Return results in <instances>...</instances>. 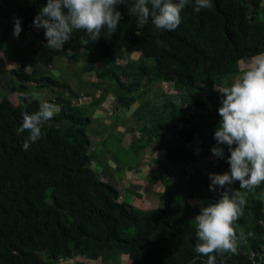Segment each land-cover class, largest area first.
Instances as JSON below:
<instances>
[{"label": "trees", "instance_id": "trees-1", "mask_svg": "<svg viewBox=\"0 0 264 264\" xmlns=\"http://www.w3.org/2000/svg\"><path fill=\"white\" fill-rule=\"evenodd\" d=\"M46 3L0 0V31L3 27L6 30L0 37V50L6 44L7 33L14 30L16 19L21 23V34L35 30L33 21ZM132 3L126 0V5H117L123 17L117 30L105 35L103 29L96 42L85 45L86 32L74 31L63 49L54 51L46 47L44 29L30 42L39 40L48 57L84 58L88 64L84 71L94 73L101 81L95 84V90L102 87V95L112 90L120 109L128 110L137 102V112L151 106L163 109L158 115L148 113L154 129L143 127L138 132V140L145 139L143 146L156 138L163 139L164 144L172 142V147H162L163 159H154L155 167L172 180L161 182L153 177L154 169L148 173L152 184L164 187L157 197L166 198L171 184H185L184 201L197 195L204 206L214 203L222 190L211 191L207 181L196 179L194 167L202 161L186 145L204 132L206 141L216 146L214 133L222 119L218 109L223 97L215 87L230 86L241 72L240 62L264 52L263 0H212L213 8L200 12L194 11L192 0L182 10L181 23L174 31L155 30L151 19L137 29V18L128 13ZM148 7L151 10V4ZM25 45L10 52L17 56ZM134 54L137 60L128 61L126 55ZM146 60L153 64L145 65ZM95 64L100 68H94ZM45 72L41 67L32 68L30 73L24 67L7 71L11 93L21 92L25 83H35L36 89L53 88L60 96L54 95L49 102L60 109L44 123L42 138L25 151L23 143L28 133L17 135V129L22 114L36 112L39 102L28 104L21 96L18 106L7 97L0 101V264H61L72 259L95 264H206L207 257L194 250L198 243L194 218L189 215L188 220L178 219L162 209L137 211L119 203L118 190L91 169L92 143L87 129L102 95L94 96L88 104L74 106L73 101L80 100V96L67 83ZM105 80L117 86L106 85ZM144 81L148 85L162 82L173 87L174 95L187 96L175 97L168 90L160 99L141 101ZM162 97L169 102L163 103ZM190 108L197 112L186 118ZM182 111L185 114L179 118ZM198 119L202 122L194 124ZM166 127L168 130H164ZM179 127L189 131H180ZM113 135L102 145L113 139L121 146V140ZM221 147L223 174L230 171V152L226 145ZM232 187L239 189V182ZM191 188H197L198 194L193 195ZM246 199L244 214L236 222L237 232H252L254 236L239 243L237 255H217L216 264H264V183L248 192Z\"/></svg>", "mask_w": 264, "mask_h": 264}, {"label": "clouds", "instance_id": "clouds-1", "mask_svg": "<svg viewBox=\"0 0 264 264\" xmlns=\"http://www.w3.org/2000/svg\"><path fill=\"white\" fill-rule=\"evenodd\" d=\"M192 0H133L129 15L137 18V29H142L151 19L155 30L174 31L181 23V12ZM151 4V10L148 5ZM117 5L126 0H47L35 17L33 25L43 28L46 47L60 51L74 31L83 30L88 39L83 43L96 42L106 28L105 35H112L123 19ZM212 0H194V11L211 10ZM19 19L14 22L13 35L21 33ZM204 87V83H200ZM223 99L218 109L222 118L215 130L216 146L213 156L224 158L226 145L230 152L227 162L230 171L223 174L209 173V189L221 191L220 198L200 207L195 217L197 240L195 252L206 256V264H216L217 255H237L238 245L246 242L254 233L237 232L236 222L244 214L248 192L264 183V52L251 57L249 66L230 86L216 88ZM28 104L37 98L36 93H21ZM59 111L55 103L41 101L39 109L22 114V124L17 135L27 132L23 149L42 138L44 123ZM239 182V189L232 185ZM246 190V191H243Z\"/></svg>", "mask_w": 264, "mask_h": 264}, {"label": "rangeland", "instance_id": "rangeland-1", "mask_svg": "<svg viewBox=\"0 0 264 264\" xmlns=\"http://www.w3.org/2000/svg\"><path fill=\"white\" fill-rule=\"evenodd\" d=\"M262 7V11L264 12V0ZM42 30L43 28H35L32 32L29 31L25 34L20 33L18 38L13 35V31L7 33L6 44L4 45V48L0 50V101H2L4 97H7L13 106H18L21 93H36L37 98L33 100L39 102V104L41 101L45 100L48 102L53 101L54 95H57L58 97L60 96L59 91H54L55 89L53 88L36 89L34 87L35 83H25L24 86H22L21 92L11 93L9 89L7 71L13 68L22 67H24L27 73H30L32 68L35 67L45 68V75L52 76L61 82L67 83L71 87V90L80 96V100L73 101L72 105L74 106L88 104L91 100H94V96H101L103 88H96L97 92L94 87L95 84H99L101 81L94 75V73L84 71L88 66L84 58L76 57L74 59H69L48 57L46 55L47 53L42 50L41 45L38 42L39 40L30 42L33 35H38V33ZM5 32V27H3L0 31V37L3 38ZM22 44H26L24 51L17 56L13 55L11 52L14 53L18 51ZM126 57L128 61L137 60L136 54L132 56L126 55ZM247 62H240L241 72L232 79V83H234L240 77L242 72L247 69L249 61ZM150 64H153L152 60L145 61V65ZM99 66L100 65L96 64L93 65L94 68H100ZM105 81L106 85L113 84L117 86L114 81ZM161 83L162 82H151V84L148 85V83L144 81L142 87L144 86L143 88H145V91L141 97V101L160 99L159 95L162 90L163 93L170 90V95L175 97L187 96V94L183 93L180 95L176 93L174 95L173 87L169 88L167 85ZM14 84L21 85L22 83L14 82ZM64 93L67 94V92ZM155 93L157 96L153 97ZM84 95L89 96L84 97ZM101 99L102 102L98 107V111L95 110L93 114L92 124L87 129V137L90 143H92L89 151L92 152L89 154L93 157L90 165L91 169L96 172L97 176L102 181L112 184L118 190L119 203H124L137 211H144L145 209L148 211H155L157 209H162L165 210L168 215L178 219L188 220L189 215L195 219L200 212V207L204 206V201L201 198H197L196 195L194 199L189 197L184 201V188H187L185 184L183 186L180 184L176 186L171 184V189L169 188V193L166 194V198L162 199L157 197V194H163L162 191H164V187L160 184L157 185V183L152 184L153 182L149 177L150 174H148L151 171L150 169H154L152 172L154 173L153 177L160 178L161 182L164 180H172L171 176H168L163 173L162 170L160 171L157 169L154 162L155 158H164H162L163 153H161L162 147H172V142L164 144L161 143L163 139L156 138L149 146H143L145 139H141V141L138 140L140 137L138 132H140L143 127L149 129L155 128V125L149 120L148 113L151 112L158 115L164 110L157 109L152 106L151 108L153 109L149 108L139 110L138 112V108L136 106L129 108L128 110L120 109L118 107L116 96L110 89L105 91ZM164 99H166V97H162L161 99L163 100V103L169 102V99ZM138 104L139 102H137V105ZM194 111L197 112V110L193 108H190L186 114L182 111L178 117L182 118L185 114L186 118H188ZM204 114L206 115L208 112L205 111ZM199 122H202V119H198L194 122V124ZM183 127H179V130L189 131V128L185 129ZM164 130H168V128L166 127ZM110 134H114L113 137L115 138H120L124 142V145L120 146L113 139L107 140L106 143L102 145V141ZM193 142L195 143L191 148V152L194 156H198L197 158L202 161V163L199 162V164L194 167L195 177L198 180L207 181L210 184L211 181L209 179V173L221 174L223 172V167L220 165L222 164V158L213 156L211 149L215 146L212 147V144L206 141L204 132H200L197 137L195 136ZM179 145H183V143L180 142ZM190 146L191 143L186 145V147ZM141 148L143 149L140 150ZM129 167H132L133 170L129 171ZM136 169L138 172L135 171ZM189 183L190 182L188 181L187 185ZM191 190L194 191L193 188H191ZM196 190L198 189L195 188L193 195L198 194ZM166 199L167 201H165ZM186 205H189V207ZM187 207H191L193 209L192 212L187 210ZM61 264L95 263L85 262L83 259H72L67 262L63 261Z\"/></svg>", "mask_w": 264, "mask_h": 264}, {"label": "crops", "instance_id": "crops-1", "mask_svg": "<svg viewBox=\"0 0 264 264\" xmlns=\"http://www.w3.org/2000/svg\"><path fill=\"white\" fill-rule=\"evenodd\" d=\"M164 84V83H163ZM162 90V89H161ZM98 92V91H97ZM165 93V92H164ZM163 94V90H162V92H160V95L159 96H161ZM155 96H157V94L155 93V95H154V97ZM84 97H85V95H84ZM134 106H136L137 108H139V106L137 105V104H135ZM134 106H132L131 108H133ZM119 107V106H118ZM107 110V109H106ZM97 111H98V109H97ZM97 113V112H96ZM121 134V133H120ZM120 139V138H119ZM121 140V139H120ZM195 142H192L191 143V146L190 147H188L189 149H191L192 147H193V144H194ZM121 145H124V142L121 140ZM203 153V152H202ZM209 153V152H208ZM164 157V154H162V158ZM198 157V156H197ZM155 159H158V160H161V158H155ZM157 195H159V194H157ZM145 212H150V210L148 211V210H144Z\"/></svg>", "mask_w": 264, "mask_h": 264}]
</instances>
